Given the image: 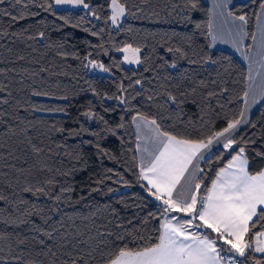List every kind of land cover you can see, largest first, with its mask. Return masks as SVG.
<instances>
[{
  "label": "trees",
  "instance_id": "obj_1",
  "mask_svg": "<svg viewBox=\"0 0 264 264\" xmlns=\"http://www.w3.org/2000/svg\"><path fill=\"white\" fill-rule=\"evenodd\" d=\"M84 2L87 10L57 9L54 0L0 3V264H104L103 253L124 244L156 242L161 209L137 181L132 117L195 139L243 108L247 67L211 46L206 0H194L196 9L188 0H128L117 27L109 0ZM261 2L229 8L248 16L249 33ZM127 44L140 47L138 66L124 63ZM93 60L108 74L91 73ZM236 135L247 141L249 170L264 168L256 155L264 152V100ZM233 154L221 147L205 158L212 163L201 164L200 195Z\"/></svg>",
  "mask_w": 264,
  "mask_h": 264
},
{
  "label": "snow or ice",
  "instance_id": "obj_2",
  "mask_svg": "<svg viewBox=\"0 0 264 264\" xmlns=\"http://www.w3.org/2000/svg\"><path fill=\"white\" fill-rule=\"evenodd\" d=\"M230 2L213 0L212 19L206 26L213 41L227 35L230 39L225 42H231L249 60L250 83L243 93V108L235 118L227 120V126L222 130L195 139L165 131L156 119L142 113L137 112L132 117L137 132L136 149L140 153L137 181L144 182L148 193L160 202L162 223L156 242L144 246L124 244L103 253L104 264H247L249 259L252 264H264V168L255 172L249 170L247 141L243 137L238 139L236 135L241 125L249 123L251 106L258 99H264V0L255 14V32L252 33L247 30L248 16L235 15L228 8ZM54 3L89 8L84 0H54ZM188 3L196 9L194 0H188ZM127 5L128 0H109L111 14L108 19L113 25H118L128 14ZM92 15L96 13L93 11ZM23 18V15L19 17ZM39 35L42 37L44 33ZM248 38L253 42L248 47L256 48L259 58L256 61L243 51V43ZM120 51L125 53V61L141 62L140 47L127 44ZM253 62L258 65L255 76ZM89 63L93 68L109 71L103 63L94 60ZM140 83L136 81V84ZM121 91L126 90L121 88ZM117 99L127 103L123 96ZM169 101L178 102L177 97L171 94ZM85 115L92 116L94 113ZM214 144L222 145L223 149L235 154L216 171L210 186L204 188L205 194L200 195L206 176L200 162L205 161V154L210 153ZM256 155L264 158V152H257ZM221 158L217 157V160ZM205 162L211 164L212 160L209 158ZM24 191L33 195L45 194L42 187H27ZM5 199L0 194V200ZM117 239L122 240L123 237ZM256 254H261L260 258ZM73 264L76 262L73 261Z\"/></svg>",
  "mask_w": 264,
  "mask_h": 264
},
{
  "label": "crops",
  "instance_id": "obj_3",
  "mask_svg": "<svg viewBox=\"0 0 264 264\" xmlns=\"http://www.w3.org/2000/svg\"><path fill=\"white\" fill-rule=\"evenodd\" d=\"M207 3L209 4V8H210V19H212V11H213V0H206ZM238 1H244V0H231V2L228 4V8L231 7L232 4H234L235 2H238ZM257 36H259V34H257ZM230 38L225 35L223 37V39H216L215 41H213L212 37H211V46L213 48H217V49H226V50H229L231 52H233L235 55H237L246 65L247 67V88L246 90L248 89V85H249V80H248V73H249V60L246 58V56L244 54H242V51L239 50L237 47H234L233 44L231 42H225V41H228ZM253 42L252 40L250 41V43H248V39H245L244 43H243V51L246 52L247 54L251 55L252 58H253V61H256L258 60L259 58L256 56V48L255 47H252V48H249L248 46L251 45ZM252 68H253V75L255 76L256 74V71L258 70V65L253 62L252 64ZM257 81H259V77H256ZM264 99H258L257 102L255 104H253L248 112V120L250 118V116H252L253 112H255V110L258 108V106L260 105V103L263 101ZM242 126V125H241ZM135 127V125H134ZM242 128V127H240ZM239 128V129H240ZM135 131H136V128H135ZM136 135H137V132H136ZM143 143V142H141ZM222 145H217V144H214L211 148V151L216 149V148H221ZM138 151V150H137ZM210 151V153H211ZM210 153H206L205 154V158L210 154ZM140 156V153L138 151V157ZM203 161L200 162V167H201V164H202ZM175 215V214H173ZM182 215V214H181ZM222 255H226V253H222Z\"/></svg>",
  "mask_w": 264,
  "mask_h": 264
},
{
  "label": "rangeland",
  "instance_id": "obj_4",
  "mask_svg": "<svg viewBox=\"0 0 264 264\" xmlns=\"http://www.w3.org/2000/svg\"><path fill=\"white\" fill-rule=\"evenodd\" d=\"M85 3V2H84ZM54 6H55V8H57V9H68V8H72V9H77V8H83V9H85V10H87L86 8H84L82 5H68V4H62V5H56L55 3H54ZM122 20V19H121ZM111 22V21H110ZM121 22V21H120ZM119 22V23H120ZM112 24V23H111ZM113 25V24H112ZM119 25V24H118ZM118 25H113L114 27H117ZM125 46H123L122 48H124ZM122 48H120V49H122ZM120 49H119V53H121L122 55H123V61H124V63L127 65V66H138L139 64H137V63H135V62H133V63H129V62H127V61H125L124 60V55H125V53H123V52H121L120 51ZM88 69H89V71L91 72V73H95V74H108V72H104V71H102L101 69H98V68H93V67H91V65H90V63L88 64ZM256 111V110H255ZM254 113V112H253ZM253 115V114H252ZM250 118H251V116H250ZM250 118H249V120H250ZM246 125V124H245ZM245 125H242L241 127H244ZM216 149H218V148H216Z\"/></svg>",
  "mask_w": 264,
  "mask_h": 264
},
{
  "label": "water",
  "instance_id": "obj_5",
  "mask_svg": "<svg viewBox=\"0 0 264 264\" xmlns=\"http://www.w3.org/2000/svg\"><path fill=\"white\" fill-rule=\"evenodd\" d=\"M151 200L154 201L157 205L160 206V202L159 201H156L154 197L150 196Z\"/></svg>",
  "mask_w": 264,
  "mask_h": 264
}]
</instances>
